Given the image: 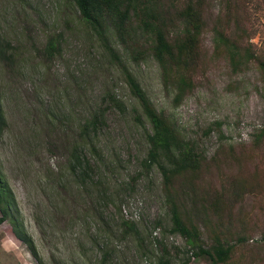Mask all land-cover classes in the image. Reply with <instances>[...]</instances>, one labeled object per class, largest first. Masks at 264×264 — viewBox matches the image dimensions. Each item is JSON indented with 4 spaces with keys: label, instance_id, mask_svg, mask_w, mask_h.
Segmentation results:
<instances>
[{
    "label": "rangeland",
    "instance_id": "obj_1",
    "mask_svg": "<svg viewBox=\"0 0 264 264\" xmlns=\"http://www.w3.org/2000/svg\"><path fill=\"white\" fill-rule=\"evenodd\" d=\"M163 3L174 10L200 4L206 22L193 88L177 107L156 60L132 61L113 31L108 41L120 60L112 56L71 1L0 0V39L12 55L0 62L7 121L0 175L12 217L45 264H210L171 232L163 175L147 163L151 126L126 70L204 156L199 175L175 185L179 212L199 228V244L209 249L214 237L243 238L236 257L264 264V137H257L264 130V69L254 61L235 71L214 48V29L222 28L263 56L264 0ZM50 41L58 50H49ZM101 108L106 124L86 141L82 128ZM75 149L93 167L85 183L71 171ZM0 264H37L10 222L0 226Z\"/></svg>",
    "mask_w": 264,
    "mask_h": 264
},
{
    "label": "trees",
    "instance_id": "obj_2",
    "mask_svg": "<svg viewBox=\"0 0 264 264\" xmlns=\"http://www.w3.org/2000/svg\"><path fill=\"white\" fill-rule=\"evenodd\" d=\"M69 1L74 3L83 20L102 39L109 53L118 60L120 57L116 55L108 41V34L111 31L116 34L120 45L132 61L141 63L145 57L152 56L160 67L165 89L175 91L173 102L176 107L191 92L192 75L202 58L201 42L206 27L200 4L189 3L181 10H174L164 4L163 0ZM9 48V43L0 39V62L12 61ZM48 48L51 51L58 50L57 43L50 41ZM214 48L217 54L221 52L227 54L235 71L242 70L254 61L264 69V53L263 56L258 57L250 47L241 45L222 28L214 29ZM124 75L131 94L151 126V132L147 136L150 146L147 163L148 166L157 165L163 175L166 198L172 216L171 232L185 238L197 249L193 254L197 257H207L210 264H253L252 261L248 262L245 256L236 257L238 245L244 241L243 238L231 243L223 237H214L215 242L209 249H204L199 244L201 238L199 228L186 222L179 212L175 200V196L178 195L175 185L177 180L188 182L189 178L198 176L205 160L204 156L197 151L195 145L183 137L182 132L170 118L153 106L138 80L127 70L124 71ZM110 101L112 106L122 109V104L115 98L111 97ZM106 110L101 108L85 123L81 131L83 139L88 141L91 133L96 134L106 124ZM6 127L0 89V140ZM257 137H264V130H261ZM92 150L99 155L94 146ZM71 171L82 175L83 183L90 179V173L93 172L92 165L84 162L78 149L73 152ZM11 204L10 192L4 187L0 175V226L10 222L15 236L27 246L37 264H45L32 236L12 217ZM125 224L132 231H136L134 224L130 222ZM261 240L264 252V236ZM159 264H169V262L161 261ZM184 264H190V259Z\"/></svg>",
    "mask_w": 264,
    "mask_h": 264
}]
</instances>
